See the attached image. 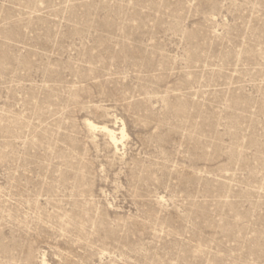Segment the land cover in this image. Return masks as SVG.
I'll use <instances>...</instances> for the list:
<instances>
[{
  "label": "rangeland",
  "instance_id": "374dc122",
  "mask_svg": "<svg viewBox=\"0 0 264 264\" xmlns=\"http://www.w3.org/2000/svg\"><path fill=\"white\" fill-rule=\"evenodd\" d=\"M0 264H264V0H0Z\"/></svg>",
  "mask_w": 264,
  "mask_h": 264
},
{
  "label": "bare ground",
  "instance_id": "6f19581e",
  "mask_svg": "<svg viewBox=\"0 0 264 264\" xmlns=\"http://www.w3.org/2000/svg\"><path fill=\"white\" fill-rule=\"evenodd\" d=\"M118 123L117 120H115V125ZM86 127L91 133H95L97 131L103 133L109 142L112 144V146L118 151V146L122 143L124 140L126 134H125V126L123 123H121L120 127H109L107 125H96L90 121H86Z\"/></svg>",
  "mask_w": 264,
  "mask_h": 264
}]
</instances>
